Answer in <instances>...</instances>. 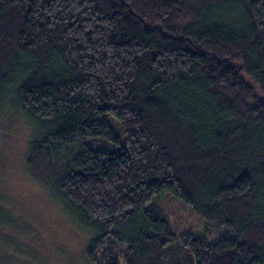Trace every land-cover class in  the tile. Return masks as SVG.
I'll return each instance as SVG.
<instances>
[{"label": "trees", "instance_id": "obj_1", "mask_svg": "<svg viewBox=\"0 0 264 264\" xmlns=\"http://www.w3.org/2000/svg\"><path fill=\"white\" fill-rule=\"evenodd\" d=\"M8 103L45 128L28 161L96 233L90 264H264V0H0ZM164 192L234 235L173 229Z\"/></svg>", "mask_w": 264, "mask_h": 264}, {"label": "rangeland", "instance_id": "obj_2", "mask_svg": "<svg viewBox=\"0 0 264 264\" xmlns=\"http://www.w3.org/2000/svg\"><path fill=\"white\" fill-rule=\"evenodd\" d=\"M109 122L124 142L121 120L111 114ZM44 130L10 103L0 109V214L9 213L0 222V264H90L87 250L96 233L79 222L61 195L57 170L45 162L29 164L32 144ZM87 144L106 151L120 145L102 138ZM155 202L175 230L186 229L209 241L234 235L232 228L208 223L173 194L160 193ZM121 247L119 255L125 249Z\"/></svg>", "mask_w": 264, "mask_h": 264}]
</instances>
